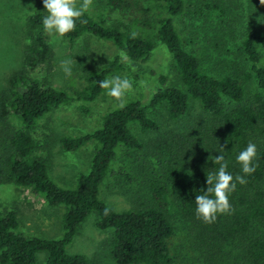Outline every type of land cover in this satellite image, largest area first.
I'll return each instance as SVG.
<instances>
[{
  "label": "trees",
  "instance_id": "trees-1",
  "mask_svg": "<svg viewBox=\"0 0 264 264\" xmlns=\"http://www.w3.org/2000/svg\"><path fill=\"white\" fill-rule=\"evenodd\" d=\"M107 5L129 23L121 20L112 25L103 13L90 7L76 21L75 30L63 38L75 43L81 37L96 36L111 42L118 54L86 71L85 83L71 92L33 73L52 51L42 24L47 13L29 17L31 42L23 68L0 90V142L5 146L0 178L5 175L9 181L29 187L51 206H63L64 232L59 238L29 235L21 231L15 210L0 209V264H38L39 252L47 253L43 264H91L85 255L69 253L67 247L93 211L99 216L97 226L112 230L108 247L116 264H173L171 240L176 225L165 201L171 187L180 214L193 224L192 238L203 264H264V19L262 28L252 18L245 23L241 50L247 71L241 75L214 73L204 69L200 57L186 48L176 26L177 17L186 11V0H107ZM133 31L135 38L130 36ZM159 44L171 55L174 77L159 72L147 102L119 101L94 131L63 135L64 150H78L90 141L95 150L91 170L79 174L74 188L59 185L50 176L46 160L35 152L34 128L54 109L73 102L85 103L81 107L90 110L87 103L105 91L98 81L117 76L124 68L122 57L149 61ZM196 103L207 119L180 138L177 150L162 163L161 175L151 180L156 204L117 210L104 202L100 188L119 147L144 146L132 124L138 123L143 131H157L160 124L150 115L151 109L165 105L170 118L180 121ZM11 118L19 127L11 124ZM249 141L257 145L253 164L258 166L245 175L236 156ZM219 153L225 157L227 171L233 177L244 175L247 183H237L229 194L231 213L218 214L214 223L206 224L196 218L195 196L206 190V175L218 171L219 165L212 159Z\"/></svg>",
  "mask_w": 264,
  "mask_h": 264
},
{
  "label": "rangeland",
  "instance_id": "rangeland-1",
  "mask_svg": "<svg viewBox=\"0 0 264 264\" xmlns=\"http://www.w3.org/2000/svg\"><path fill=\"white\" fill-rule=\"evenodd\" d=\"M91 9L103 13L112 25L121 20L129 23L126 16L109 8L107 0H93ZM185 10L177 17L176 26L184 37L186 48L200 57L203 68L214 73H245L247 61L241 50L245 23L252 18L262 28L264 4L261 0H186ZM38 12H46L42 0H0V90L7 86L15 71L23 68L25 51L31 42L28 20ZM46 41L51 56L33 73L69 92L85 83L86 71L98 68L118 54L111 42L91 35L81 37L75 43L57 36H47ZM62 60L72 61L70 76L61 69ZM121 60L124 68L118 75L128 78L133 85L122 98L123 102L130 99L147 102L161 71L174 77L171 55L161 44L149 61L133 62L127 57ZM118 102L105 90L87 103L90 110L81 107L85 103L73 102L54 109L34 128L35 152L46 160L50 176L59 185L74 188L79 174L91 170L95 150L92 141L75 151L64 150L60 138L65 134L79 136L94 131ZM150 115L160 124V129L143 131L138 123H133V132L144 144L143 148L119 147L101 185V199L117 210L156 204L150 190L151 180L161 175L162 163L171 151L177 150L180 138L207 119L199 103L180 121L170 118L165 105L151 109ZM10 122L19 127L15 118ZM4 152L5 146L0 142V165L4 161ZM0 179V209L17 212L21 231L43 238L62 236L63 206H51L44 196L9 181L5 175ZM165 201L167 213L176 225L171 240L173 264H203L192 238L193 224L180 214L172 187L165 194ZM98 219V213L91 212L79 226L67 250L85 255L91 264H116L108 247L112 230L100 229ZM46 259V252L38 253V264H43Z\"/></svg>",
  "mask_w": 264,
  "mask_h": 264
},
{
  "label": "clouds",
  "instance_id": "clouds-1",
  "mask_svg": "<svg viewBox=\"0 0 264 264\" xmlns=\"http://www.w3.org/2000/svg\"><path fill=\"white\" fill-rule=\"evenodd\" d=\"M47 13L42 19L43 31L47 36H57L62 38L76 28V21L91 7L93 0H42ZM264 4V0H261ZM83 22V21H81ZM135 31L130 33L131 38H135ZM71 60H62L61 69L66 75H71ZM99 87L106 90V94L117 101H122L125 94L132 89V82L121 76H113L98 81ZM123 106V105H121ZM257 158V145L249 141L244 150L236 156V161L240 164L245 175L255 172L258 165L253 164ZM214 164L219 165L218 171L206 175L207 188L203 194L195 196V215L206 224L214 223L218 214H230L232 205L229 201V194L235 191L237 183L243 185L247 183L244 175L233 177L227 171L228 164L225 157L219 153L212 159ZM105 209V214H107Z\"/></svg>",
  "mask_w": 264,
  "mask_h": 264
}]
</instances>
